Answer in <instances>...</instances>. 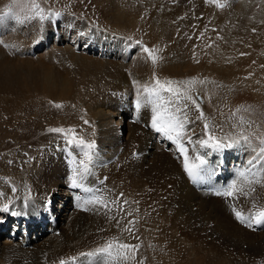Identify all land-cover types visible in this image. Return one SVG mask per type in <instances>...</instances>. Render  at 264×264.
<instances>
[{
  "label": "bare ground",
  "instance_id": "1",
  "mask_svg": "<svg viewBox=\"0 0 264 264\" xmlns=\"http://www.w3.org/2000/svg\"><path fill=\"white\" fill-rule=\"evenodd\" d=\"M91 1L92 10L89 15L64 19L60 24L28 19L30 15L33 16V10L27 0L0 2V94L17 90L24 96L35 94L43 96V99L60 100L70 96L78 82L83 81L89 86L87 82L92 80L94 101L87 105L89 114L86 117L82 108H78L77 113L81 121L90 122L83 128L93 129L97 139L93 171L82 181V188L70 187V176L76 167L73 159L82 158V153L67 145L53 146L55 143L42 149L41 155H37L41 157L32 163L35 172L31 175L43 183L41 197L35 186L30 185L31 179L27 180L28 185L19 186L15 192L4 187L5 196L0 198L1 214L9 213L3 210V205L8 204V197L12 193L19 195V203L13 207L22 214L15 215V221L10 223L7 217L5 223L9 226L6 228L5 224L0 230L4 234L7 230L9 235H13V228L16 227L14 235L18 234L16 244L5 249L0 245V260L8 264H61V261L64 264H98L99 257L81 254L93 252L111 242L113 255L103 257L108 264H142L143 251L138 256L134 251V258L126 262L119 259V254L128 250L119 249L117 244L133 245L130 236L122 238L117 234L119 230H125L127 221H124L121 228L118 227L116 221H113L117 210L108 200L110 196L113 197L112 190L115 189L112 188L118 187L117 178L120 177L114 179V174L119 171L124 180L128 178L130 184V189L127 188L130 190V199L126 200L127 204H122L123 208L127 206L126 211L135 212L136 223L139 217L148 223L135 224V230L142 236V227L149 228L147 237L153 234L175 264H178L177 259L181 260L179 264H261L264 260V225L253 224L247 227L237 222L232 209L235 207L248 217L264 207V175H261L264 169H255L256 174L249 175L251 183L232 198L208 193L201 186L194 187L183 171L179 153L159 145L156 135L167 139L150 126H145L149 125L150 109L142 107L139 111L135 110L137 90L132 81L136 80L141 85L151 84L153 81L149 76L152 72L160 74L161 81L195 78L191 95L200 97L204 118L218 114L219 105L216 102L220 103L222 98L216 93L217 88H220L217 82L235 81L237 66L233 61L241 59L239 52L243 49L249 52L242 57L245 62H249L248 66L253 61L263 62L260 56L264 55V0ZM9 3L14 4L16 9L15 12L12 10L14 7H10L14 11L11 12L13 16L8 14V21L14 23L15 29L11 27V30L9 25L10 30L4 31L7 25L1 19L7 16L3 9ZM217 4L221 6L217 7ZM18 16L27 23H20ZM218 36L232 38L234 45L239 41L235 46L237 50L234 49L238 52L233 51L230 55L229 49L234 47L226 46L228 57L218 56L212 50ZM129 37L132 39L129 40ZM189 37L202 43L201 46H195L194 57L200 62L195 69L186 66L182 59L184 47L194 48L192 42L187 40ZM91 38H99L101 42L96 46ZM258 38L262 39L257 42ZM138 40L141 41L140 45L136 44ZM4 44L6 46L2 47ZM209 44L213 45L208 47ZM157 45H161L167 53L173 52L171 60L160 68L159 73L142 51L143 46L154 48ZM202 47L207 48L208 54L201 52ZM158 56L154 67L164 62L166 57L164 54ZM206 76L214 77V80L210 81ZM252 76H264V72H253ZM201 80L203 84L199 83ZM247 85L254 84L250 81ZM250 90L257 97L256 92L259 90ZM245 96L238 100L249 106L251 98ZM166 99L171 97L166 96ZM195 111L194 123L189 125L195 130L193 139L202 138L204 131L202 119L197 120L200 113ZM79 136L84 138L83 133ZM261 137L251 139L257 148ZM254 155L253 148L249 146L217 153L212 158L213 161H221L217 168L219 175L216 183L222 182L227 186L238 179V172L248 167V161ZM7 180L9 183L15 181L13 178ZM102 181H105L103 186L96 185ZM16 183L20 184L18 181ZM85 187L92 190L86 192L83 190ZM99 189L102 191L96 195ZM57 192L68 194L71 209L77 210L75 214L68 211L69 232L64 238L57 236L61 228L52 218L57 209L51 211L48 208V202ZM82 193L83 198L80 196ZM93 195L99 197L97 203H84ZM26 199L29 206L24 208ZM105 204L108 206L105 207ZM165 210L170 214L165 213ZM209 213L214 216V220H209ZM86 217L88 221H84ZM165 221L169 224L166 225ZM12 222L14 227L10 226ZM21 230L26 233V237L20 233ZM49 236L52 237L47 241ZM238 236L243 238L240 240ZM174 241L182 244L183 255L180 249L171 247ZM144 245L148 250V244ZM128 254L132 255L131 252Z\"/></svg>",
  "mask_w": 264,
  "mask_h": 264
},
{
  "label": "rangeland",
  "instance_id": "2",
  "mask_svg": "<svg viewBox=\"0 0 264 264\" xmlns=\"http://www.w3.org/2000/svg\"><path fill=\"white\" fill-rule=\"evenodd\" d=\"M1 1L5 2L6 0H0V2ZM27 1L31 3V0H27ZM36 2L40 5L42 9H46V7L48 8V10H46L47 12L45 10L43 12V14L46 15L45 16L46 19L41 20L39 16H35V18H33L37 20L39 23L55 21V23L60 24V22H62L64 19L68 20V19H72L73 17L80 18V17L87 15L88 13L90 14L92 10V6H90L92 4L91 0H36ZM10 4L11 3H9V5ZM9 5L6 4L5 6L7 8L3 9V11L6 13L7 16H5L4 19H1V22L7 25L4 31L10 30L11 27L15 29L14 23L9 22L8 20H9L10 15L13 16L11 12H14V11L16 12V9H15L14 4H11L10 6ZM10 7H14V8L12 9ZM11 9L14 11H12ZM58 9H60L61 11ZM58 12H59V15H56V13ZM32 15H34V13ZM59 18L61 20H58ZM3 20H6V21H3ZM19 20L23 21L24 23L25 22L27 23V21H25L21 17H19ZM12 28L11 30H13ZM215 29L217 30V28ZM261 39L262 38H258L257 42H259ZM187 40L191 41L194 46L202 45L201 42L193 41L192 38L191 39L187 38ZM91 41L97 46L101 42V39L91 38ZM233 42L234 41L232 40V38H219L217 39V41L214 42V45L211 44L213 45L212 50L218 56L228 57L229 52L227 48H225L226 46L230 48L234 47L233 49H229L230 55H232L233 51L237 50L235 46L239 44V41H236L235 45L233 44ZM124 44L129 45L127 42H125ZM5 46L6 44L2 45V47H5ZM80 49H83V48L80 47ZM154 49L158 50V54H164L166 56L164 58V62L159 63V65L156 67L153 66V68L155 70H158V73H159L160 68L166 66L167 61L171 60L173 52L172 51L169 53L165 52L161 45L155 46ZM244 50L245 49L241 50L239 54L241 55L243 53L245 55L249 53V52H245ZM201 52L203 54H208V50L206 47H202ZM193 53H194V48L187 49L186 47H184L182 50L183 62L186 63L187 64L186 66H188L191 69H195L196 66L200 64L199 61L195 60L194 56L196 55V52H195V55ZM242 57L243 55H241V59L233 61V63L237 66V70L236 71L233 70L235 71L234 73L237 74L235 81L231 80L227 82H217L220 88H217L218 91L216 90V93L218 96H221L222 98L220 103L216 102V104L219 105L218 114H214L213 116H208L206 118H203L201 123L203 124L205 122H208L210 124L211 132L217 137H220V136H233L234 137L242 131L243 134L248 135L250 139H252L253 137L259 138V136L261 135H262L261 137L262 139L264 138V127H263L264 126V76H260V77L252 76V73L253 72H264V55L260 56L263 62L260 63L257 61H253V62H250L249 66L247 64L249 62H245L242 59ZM152 75H153V72L150 74L149 78H152ZM156 76L161 80L162 76L160 74L158 75L156 74ZM206 78L210 81L214 80V77H211V76H206ZM179 81H176V82H179ZM250 81L254 84L253 86L247 85L248 82ZM92 82H93L92 80L91 81L88 80L87 83H90L89 86H86V83L83 81L78 82L76 85L75 91L70 96L63 97L60 100L57 98H54V99L44 98L43 99V96L41 95L36 96L35 94L31 96H24L17 90L10 92V93H6V94H0V198H3L5 196L4 187H7L8 190L12 192L13 188L17 190L19 189V186L28 185V182H27L28 179H31L30 185L35 186V189L38 190V193H39L38 196L41 197L43 183H40L41 182L40 180L38 181L36 177L31 175V174H34L35 172V170L32 168V163L33 161H36L37 158L41 157L37 155L47 145L50 144L49 146H51L53 143H55L53 146L58 145V144L60 146L66 145L64 137L61 134L50 133L48 131L49 128L63 127L65 129H68L71 127L76 130V133L78 135L83 133L84 139L86 141H89V142L96 141L97 142V139H95V136H94L95 131L89 128L84 130L83 126L86 124L80 120V116L77 113L79 112L78 108H82L84 111V115L86 117L89 114L88 113L89 108H87V105L94 101L92 100V96H93ZM250 89L259 90L256 92L257 97L251 93L252 90ZM201 91L203 90L201 89ZM249 95H253V96L251 97ZM243 96L251 98V102L250 101H249L250 103L248 102L249 106H246L242 102L240 103L239 100L242 99ZM18 98H20L21 100ZM45 100L48 102L46 103ZM236 100H238L237 101L238 103L235 102ZM61 101L65 103H61ZM184 103L189 104L188 112L193 111L191 114L190 113L188 114V118L193 121V118L197 114V112L195 111L196 108H193L191 105V102L189 101H181V103L179 104V107L182 108ZM57 104L61 105V107L59 108L56 107L55 105ZM199 104L201 107L202 105H201L200 99H199ZM17 105L19 106V108ZM172 106L173 108L177 107L176 104H173ZM241 119H243L244 123H241ZM233 125H236V127H233ZM193 131L195 132V130ZM156 137L160 141L159 145H164L166 149L168 150L171 149L170 151L174 153L176 152V146L174 144L168 143L167 140L161 138L159 135H156ZM171 146L172 148H168ZM228 150H231V149H228ZM39 155H41V153ZM31 169H33L34 171ZM6 173L8 174L6 175ZM26 173L30 175V178ZM114 176H115L114 179H116V176L120 177V178H117L118 187L112 188L111 186H109L110 189L112 188L115 190H112L113 197L110 196L108 200L111 202L112 200H115L117 197H119L121 193H123V197L121 198V203L117 205H113V208L117 210L119 207H121L123 200L130 199V194H129L130 190L128 191L127 189V188L130 189V184H129V180L127 182L128 178L124 180L125 178L123 177V175H121V173H119V171H117L114 174ZM121 177L123 178V180ZM10 178L15 179L14 183L13 182L9 183L7 179H10ZM16 181H18L20 184L18 185ZM104 183L105 181H102V183L100 184L97 183L96 185H99L100 187V186H103ZM11 184L15 186L17 184L18 186L13 187ZM123 185L124 186L126 185L125 189ZM75 191L77 190L75 189ZM101 191L102 189H99L96 195L100 194ZM78 193L79 192H77V195ZM12 194L13 195H11V197H8V201L9 200L12 201L11 210L18 212V209L17 208L14 209L15 207L13 206L14 205L17 206V204L19 203V198H18L19 195L16 193H12ZM67 195H65L62 192H57L52 195L50 199L51 204L49 205L48 203V208L50 207L51 211H54L55 208L57 209L55 211L57 212L56 213L57 217H55L56 214L55 215L53 214L52 216L54 217L52 218L54 222H56V224L60 225L61 229L57 233V236L60 235V238H64L68 236V232H69L68 211L69 213H72V214H75L77 212V210L73 211V209H71L72 207L71 198H67ZM80 196L81 198H83L84 193H82ZM60 200L62 201V204L60 203ZM76 208H82V207H76ZM127 208H128L127 206H124L122 212L118 210L115 211L116 219L113 221L120 220V224L118 225L119 228H121L124 221H127L125 228L126 227L131 228V234L126 230H121L122 232L119 230L117 234L119 235V237H122V238L124 237L128 238L130 236V240H132L131 244L140 246L138 250H135L136 251L135 255L138 256L139 253L141 254V251H143L144 255L141 256L142 264L146 262L154 263V264H175V261L170 257V255L167 256L166 254L167 251H165L164 248L160 247L158 243L159 241H157V239L153 237V234L149 236L150 238L147 237L148 234L150 233L149 228L142 227V230H144L142 232V236L138 234V232L135 230V224L136 225H143V224L147 225L148 223L141 221L140 217L138 219V223H136L137 221L134 215L135 212H132V210L126 211ZM128 212H131L130 216L126 215V213ZM164 212L167 213L166 210ZM90 213H92V211H90ZM96 213L99 214L98 212ZM167 214H170V213H167ZM10 215H11V212L1 214V211H0V230L2 229V226H5L6 224L5 221L7 217H9L8 223H10V221H13V220L15 221L16 216L12 215L10 217ZM134 219H135L134 224L128 223L129 220H134ZM214 219H215L214 216L210 214L209 220H214ZM84 221H88V218L86 217ZM37 224L38 223L35 224V227ZM165 224L168 225L169 223H166L165 221ZM8 226L9 225L6 224V228ZM10 226L14 227L13 222L10 224ZM15 229L17 230L16 227ZM15 229L13 228V235H9L7 230L5 234L1 233L0 231L1 248L5 249L9 247L10 245L16 244L18 242L16 239V237H18V234L16 236L14 235ZM136 229H139V228L136 227ZM146 230L148 232H146ZM20 233L23 236H26L24 231L21 230ZM226 233H231V231L226 232ZM226 236H230V235L226 234ZM51 237L52 236H49L46 240L48 241ZM241 237L243 238V236H238L237 238L241 240L242 239ZM145 243L148 244V250L145 248V245H144ZM172 244L173 246L171 247H173L174 249H180L181 254L182 255L184 254V251L181 249L183 247L181 243L174 241L172 242ZM157 248L159 249V251ZM163 250L165 252H163ZM176 262L179 264L181 260L177 259ZM0 264H8V263L3 262V260H0ZM247 264H252V263H247ZM255 264H259V262Z\"/></svg>",
  "mask_w": 264,
  "mask_h": 264
},
{
  "label": "snow or ice",
  "instance_id": "3",
  "mask_svg": "<svg viewBox=\"0 0 264 264\" xmlns=\"http://www.w3.org/2000/svg\"><path fill=\"white\" fill-rule=\"evenodd\" d=\"M31 4L34 15L28 17V19L35 18V16H39L41 20L46 19L43 14L44 9L40 7L36 0H31ZM220 6L221 5L217 4V7ZM56 15H59V13H56ZM20 22L22 23L23 21ZM200 35L202 37L203 33ZM217 38L219 39L220 37L218 36ZM128 39L131 40L132 38L129 37ZM189 39H191V37H189ZM136 44L140 45L141 41H136ZM208 47H211V44H209ZM142 51L147 54V58L155 66L159 59L158 50L143 46ZM193 54L195 55V46ZM241 55L244 54L242 53ZM151 79L153 83H144L143 85L136 80L132 81L137 90L135 109L137 111L142 107L150 109L151 116L149 125L145 126H150L155 132L162 134L167 140L175 144L176 151L179 153L178 158H182L183 171L193 183L203 184L211 181L212 177L219 175L216 169L219 167L221 161L219 159L213 161L212 159L217 153H223L225 150L237 147L249 146L253 148L255 155L248 161V167L238 172V179L233 180L227 186L217 189L215 194L226 198H232L235 197L237 193L243 192L246 185L251 183L249 175H255V169H264V139H259V146L257 148V146L253 145L250 137L244 135L242 131L234 137H217L210 131V124L208 122H205L203 125L204 131L202 138L193 139L195 132L189 127V125L193 124L194 121L188 118L189 104L184 103L182 108L179 107V104L181 101H190L191 105H193L200 113L197 120L204 118V113L199 104L200 97L198 95H191L194 91L193 86L196 83L195 78L179 82L168 79L162 82L156 76L155 72H153ZM199 83L203 84L204 81L201 80ZM166 96H170L171 99H166ZM173 103L177 105L174 109L172 107ZM55 106L58 108L61 107L59 104ZM84 123L89 124L90 122L85 120ZM241 123H244L243 119H241ZM233 127H236V125H233ZM48 131L50 133L61 134L64 137L65 144L69 146L70 149H78L79 153H82V158L73 159V163L76 167L72 170L70 176V187L82 188V181H84L93 171L94 161L96 159L95 141H86L82 136H79L76 133L74 128L71 127L68 129L63 127L49 128ZM189 133L192 134L189 135ZM189 146H191V148ZM261 175H264V173H261ZM241 181L244 183H241ZM12 190L13 192L16 191L15 188ZM83 190L90 192L92 189L90 187H85ZM122 197L123 193H121L115 200H112L111 204H120ZM98 201L99 197L93 195L86 199L84 203L93 204ZM48 203L50 205L51 201ZM127 203L128 201L126 200L122 201V204ZM11 204L12 201L9 200L8 204L3 205V210L11 212L14 216L21 215V212L11 210ZM28 206L29 201L26 199L24 201V208H27ZM43 206L44 205H41V207ZM104 206L107 207L108 205L105 204ZM117 210L122 212L123 206L121 205ZM232 212L236 220L247 227H252L253 224L264 225V207H261L259 211L249 214L248 217H245L244 213L237 210L235 207H233ZM126 215L130 216L131 212L126 213ZM113 219H115V217H113ZM116 223L119 225L120 220H116ZM128 223L134 224L135 220H129ZM125 230L131 234V228L126 227ZM117 247L119 249L128 250V252L132 253V255H129L128 252L119 254V259L126 262L129 259L134 258V251L138 250L140 246L119 243L117 244ZM112 248L113 245L109 242L103 247L96 248L93 252L82 253L81 255L87 257H99L98 264H108V261L104 260L103 257H111L113 255ZM61 264H64V262L61 261ZM261 264H264V260L261 261Z\"/></svg>",
  "mask_w": 264,
  "mask_h": 264
}]
</instances>
